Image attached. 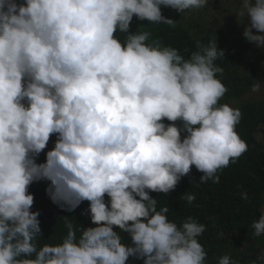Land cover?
Segmentation results:
<instances>
[{"label": "clouds", "instance_id": "clouds-1", "mask_svg": "<svg viewBox=\"0 0 264 264\" xmlns=\"http://www.w3.org/2000/svg\"><path fill=\"white\" fill-rule=\"evenodd\" d=\"M207 5L0 0V264H206L199 237L207 226L191 216L169 220L168 206L158 210L150 193L168 195L193 166L199 184L219 183L218 173L248 151L236 131L240 109L220 103L228 89L215 62L225 51L215 39L181 54L131 24L135 17L175 29L162 7L183 14ZM235 15L244 39L264 50V0H239ZM39 181L50 182L47 196L65 211L87 201L82 214L92 226L64 216L62 240L39 244L29 192ZM180 199L191 205L196 196ZM250 227L264 236V209ZM216 264L236 262L226 254Z\"/></svg>", "mask_w": 264, "mask_h": 264}, {"label": "trees", "instance_id": "trees-1", "mask_svg": "<svg viewBox=\"0 0 264 264\" xmlns=\"http://www.w3.org/2000/svg\"><path fill=\"white\" fill-rule=\"evenodd\" d=\"M216 1H209L202 9H194L179 14L171 8L162 7V14L166 18L177 21L175 29L167 25L150 24L147 21L133 19L131 31H149L153 40L162 42V46L177 48L181 54L185 49L195 50V44L200 41L207 44L210 40L217 39L218 47L225 51V56L215 63L223 68L222 74H217L228 91L220 101L234 108H239L242 113L236 131L246 141L248 151L245 152L234 164L221 170L218 175L219 183L208 181L199 184L202 173L193 166L191 173L183 177L176 189L168 195L150 193L157 197V209L168 206L169 220L178 225L188 216L193 217L198 223L205 224L207 230L199 237L206 253V264H216L222 255H230L236 264H264L259 259L264 253V236L254 237L250 225L259 218L264 209V137L259 140L256 134L263 131L264 126V100L240 101L251 91L254 83L264 81V50L247 42L243 43L242 37L235 36L234 42L222 33L212 22L206 19L203 12L208 11ZM236 8V7H235ZM234 8V11L236 10ZM238 9V7H237ZM228 12L223 9L222 13ZM200 13L198 17L194 14ZM234 16H236L234 14ZM243 29V25L240 26ZM234 35L239 33L238 24L231 26ZM123 40L125 34L117 33ZM236 101H240L236 104ZM55 135L50 138L44 152L37 158V163H43L46 152L54 147ZM48 181L34 182L29 187V192L34 194L32 210H39L40 225L43 236L38 243L43 245L59 243L66 234L64 216H68L72 223L79 228L91 225L87 214H82L88 208V202H83L73 212L65 211L53 204L46 194ZM188 191L194 193L195 201L188 205L180 197ZM247 192L248 199H241V194ZM223 233V236L219 234ZM79 235V232L77 233ZM122 242L130 244L126 234H122ZM128 264H142V261L130 259Z\"/></svg>", "mask_w": 264, "mask_h": 264}, {"label": "rangeland", "instance_id": "rangeland-1", "mask_svg": "<svg viewBox=\"0 0 264 264\" xmlns=\"http://www.w3.org/2000/svg\"><path fill=\"white\" fill-rule=\"evenodd\" d=\"M211 0H208V2ZM216 1V3L210 7L208 11L203 12L206 19L212 20L214 22L215 26L219 28V30L227 35V37L234 42L235 36L242 37L243 43L245 42L244 37L242 36L243 29L240 28L241 24L244 23V19L240 17L234 16V14L239 9V0H213ZM236 7V8H235ZM238 7V9H237ZM234 8L236 9L234 11ZM223 9H227L228 12L222 13ZM193 12H197L196 9L193 10ZM200 13L194 14V17H198ZM237 23L239 27V33L237 35H234L231 32V26L233 23ZM240 23V24H239ZM264 78V76H263ZM261 84V92L259 93H253L249 92L247 93L240 101H261L264 100V81L260 82ZM240 101H236V104ZM263 131L259 134H256V137L258 136V139H261L264 137V126L261 127Z\"/></svg>", "mask_w": 264, "mask_h": 264}]
</instances>
